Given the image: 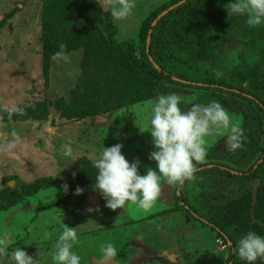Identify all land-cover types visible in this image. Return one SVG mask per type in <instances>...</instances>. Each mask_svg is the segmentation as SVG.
<instances>
[{
	"label": "rangeland",
	"instance_id": "rangeland-1",
	"mask_svg": "<svg viewBox=\"0 0 264 264\" xmlns=\"http://www.w3.org/2000/svg\"><path fill=\"white\" fill-rule=\"evenodd\" d=\"M171 1L135 0L132 14L117 21L111 15L110 0H0V122L14 123L0 124V190L7 186L5 199L21 188L36 190L14 211L0 214V247L9 253L0 255V264H14L11 253L18 247L35 259L34 264H53L55 245L66 225L76 227L78 239L73 251L80 256V264H96L103 259L102 248L107 244L117 249L113 264H226L228 249L204 226L208 222L221 228L234 245L248 231L264 236V125L256 124V119H250L254 128L251 139H246L244 147L235 153L223 146L226 134L206 138L207 156L197 165L195 178L179 187L163 182L151 209L128 204L111 210L94 186L86 187L85 177L78 174L83 167L85 171L92 167L103 146L117 143L123 145L122 154L129 162H141V175L146 174L147 167L155 168V162L149 159L154 151L152 138L146 131L153 101L123 107L93 121L79 120L64 108L57 113L48 107L58 98L65 100L72 89L75 93L85 91L111 74L113 66L108 59L99 72L91 67L96 72L91 74L88 69V63L100 56L96 38L107 41L110 26H114V40L128 43L129 50L139 54L143 26ZM231 2H211V21L196 24L198 38L194 43L201 44L198 48L186 47L182 41L161 43L158 59L174 79L186 78L190 84L201 85L209 78L221 88L211 92L164 84L166 95L180 97L182 110L217 101L233 122L244 128L239 108H234L241 101L231 93L242 92L264 106V26L251 28L246 17L228 15ZM93 3L110 14V20L97 18ZM48 30L56 35L50 32L49 40ZM45 44L54 52L48 54L47 71ZM61 44L65 55L55 58ZM103 51L108 56V51ZM199 53H203L201 60L196 59ZM106 89L93 93L87 101L92 110L97 111L99 103L108 98L114 104V93ZM36 103L41 105L37 107ZM46 114L45 121L35 125L27 122L30 115ZM65 145L72 148L70 158L64 156ZM217 165L238 172L237 176L228 178L217 170L207 171ZM55 180L74 181L72 191L63 190L67 199L49 187L56 184ZM40 182L49 184L42 187ZM77 187L85 195L81 201L75 198ZM178 189L198 219L187 217L185 211H173ZM74 217L75 223L70 224L69 218ZM257 264H264V260Z\"/></svg>",
	"mask_w": 264,
	"mask_h": 264
},
{
	"label": "clouds",
	"instance_id": "clouds-1",
	"mask_svg": "<svg viewBox=\"0 0 264 264\" xmlns=\"http://www.w3.org/2000/svg\"><path fill=\"white\" fill-rule=\"evenodd\" d=\"M134 8L135 0H110L111 15L117 21L130 16ZM227 12L246 17L251 28L264 26V0H232ZM64 48L61 44L54 57H64ZM180 104V97L174 93L159 95L152 103L146 131L152 138L154 151L149 159L155 162V168L147 167L146 174L139 173V160L129 162L125 158L122 144L103 146L92 166L97 170L94 189L106 201L105 207L116 210L132 204L151 209L160 196L163 182L179 187L195 178L197 165L203 164L207 156L206 138L226 134L227 150L235 153L244 147L247 139L244 129L239 122H233L220 102L211 101L207 106L193 104L188 110H182ZM64 156H72L69 145L64 146ZM82 192L79 187L75 190L76 195ZM77 239L76 227L66 225L55 245L53 264H80V256L73 251ZM233 252L246 264H257L264 260V236L248 231L238 239ZM8 254L0 247V255ZM102 255L105 261H111L117 256V249L107 244L102 248ZM11 257L14 264H34L35 260L21 247Z\"/></svg>",
	"mask_w": 264,
	"mask_h": 264
},
{
	"label": "trees",
	"instance_id": "trees-1",
	"mask_svg": "<svg viewBox=\"0 0 264 264\" xmlns=\"http://www.w3.org/2000/svg\"><path fill=\"white\" fill-rule=\"evenodd\" d=\"M212 1L213 0H172L168 6L157 10L156 13L153 15V17L148 22V24L146 26H143L142 29L143 37L141 39V43L138 48L139 54L134 53L132 49L129 50L128 43L116 42L114 40V34L116 32V28L114 26H110V32L107 33V37H108L107 41H104L102 39H98L97 41L96 40L97 38L95 39V41L98 42L97 46L101 47V49L98 50L100 56L95 61L88 63V69L91 71V74L96 73L92 70V68H94L95 70L98 69L99 72L103 67L106 66L105 63L106 60L108 59L107 63L110 62L109 66L111 67L113 66L112 69L111 68L109 69V72L113 74L112 77H110L111 74L110 75L107 74L106 77L102 76L100 82H96L95 85H93L92 87L91 86L87 87L85 91L82 92H80L79 90L75 93L76 90L74 88L71 90L70 93H68V97L66 98L68 102H66V99L64 100V98H58L53 103H49L48 107L49 108L53 107L57 111V113L58 112L60 113L61 109L64 108L67 111H70L71 115L72 112L78 115L79 118L77 119L79 120L81 119L84 120L87 118L91 120L98 116H105L111 113L112 111L118 110L123 107H128L146 101H155L159 95L165 94L164 93L165 90L163 89V87L165 88L164 84L166 83H170L172 85L179 87L200 90V91H211V92L220 91L221 88H216L213 85L215 84V82L209 78H207L205 82H200L201 85L198 84V82L195 83L192 82L195 85L190 84L189 82L186 81V78L182 79L181 77L178 79L184 80L186 81V83H182L174 80L175 77H173V75L164 68V66L161 64V60L158 59V55L161 49L159 45H161V43L167 42L168 44L171 45L178 43L179 41H182V44L184 46L191 48L195 47V45L199 43V42L194 43V39L198 38V34H197L198 26L196 24H200V25L201 23L207 24L209 21H211V18H213V11L211 8ZM93 5H94L93 14L97 18L101 19L104 16L107 17L108 20H110V14L103 13L101 9L97 7L96 3H93ZM172 6H176V7H174L164 16H162L157 21V23L153 22L162 12L168 10ZM152 22L155 24L154 26L153 25L151 26V24H153ZM50 32L53 33L52 35L56 36L52 30L50 31L48 30L47 32L48 40L50 39V35H51ZM149 33H150V41H149V45H147V38L149 36ZM89 40H94V39L89 38ZM199 46L196 45V48H198ZM102 49L108 51L107 52L108 56L105 57V52ZM50 53H54L52 47L49 44H45L44 46L45 55L43 57L45 60L44 70L46 71L50 67V62L48 57V54ZM199 54L198 56H196L197 60H201V58L203 57V53H199ZM161 59H163V57H161ZM153 64L159 67V70L155 69L153 67ZM97 83L99 85H97ZM113 87H115L114 88L115 90H112ZM104 88H107L106 90L109 89V92L112 91V93H114V98H113L114 104H111V100L110 98H108L107 102L110 103H107L106 100H103L102 102L99 103L98 110L94 111L92 110L93 109L92 106L89 105L87 101L91 100V98L94 95L93 93L102 91V89ZM86 92L89 94L86 95ZM112 93H111V97L113 95ZM241 93L242 92H232L231 95L238 98L241 101L235 103L236 107L234 108L235 109L239 108L238 111L244 123V128H243L244 134L247 140H249L252 137V133L254 129L251 128L253 127L252 126L253 123L250 122V119L251 120L256 119V124L264 125V106L263 103H259L257 100L249 98V96H244ZM133 96L134 98L130 99ZM118 104H120V106L116 108ZM36 105L37 107H39L41 104L36 103ZM249 105H252L254 110L252 109L249 110ZM254 113L256 118L254 116ZM47 114L46 116L30 115L29 119H27L28 120L27 122H32L35 125L38 122L47 120L48 117ZM260 119H262L261 122H259ZM5 122H10V121H5ZM258 128H260V126H258ZM223 146L225 148V142L223 143ZM230 163L232 162L230 161ZM83 168L79 172L78 177L79 176H80L79 178H81L82 176L85 177L86 187H88L89 185L94 186L97 170L93 166L89 168L88 171H85L86 169ZM213 170L215 171L217 170L218 172L224 174L228 178L236 177L237 176L236 173H238V172H233V170L231 172V170L220 165L213 167V169L211 168L207 169V171L209 172H212ZM248 171H252V167ZM241 174L242 173L240 172V175ZM79 178H77L76 181H78ZM54 182H56V184H53L52 186L49 187L54 188V190L60 191L63 194V196H61L62 199L63 198L67 199L69 196L68 194H65L63 190H65V185H66L67 190L65 191H72L74 189L73 186L74 181L72 183H67V182H61L55 180ZM77 183L78 182H76L75 185H77ZM40 184L42 185V187L45 186L43 185L45 184L44 182H40ZM48 184H46V186ZM6 189L7 186L4 187L3 185L2 189L0 190V214L9 212L12 209L14 211L15 208H17V206L20 203H22L28 197L34 195L36 192V190L33 189L30 190L31 188L29 190L28 189L25 190L21 188L14 194L9 195V198L5 199L4 194ZM177 194L178 195L176 196V201H175L176 207L173 209V211L174 212H178L179 210L185 211L187 217L192 218L193 220L198 219L199 216H197L195 212L191 209L189 204L183 198L182 193L179 189L177 190ZM2 195H3V199H1ZM75 198L76 200L81 201L82 199H85V195L83 193L82 196L78 195ZM82 214L83 211L81 212V214L78 213L76 217H80ZM69 220H70V224L75 223L76 221L75 217L73 219L69 218ZM204 226L205 227L207 226V228L215 235V237L221 239L226 245L229 252L228 254L229 256L227 258L226 264H241L239 261V257L233 252V248L235 247V245L229 241V239L225 236L224 232H222V229L216 227L213 223L210 222L204 224Z\"/></svg>",
	"mask_w": 264,
	"mask_h": 264
},
{
	"label": "water",
	"instance_id": "water-1",
	"mask_svg": "<svg viewBox=\"0 0 264 264\" xmlns=\"http://www.w3.org/2000/svg\"><path fill=\"white\" fill-rule=\"evenodd\" d=\"M174 7H176V6H172V7H170L168 10H166V11H164V12H162L158 17H157V20L158 19H160L162 16H164L165 14H167L169 11H171ZM156 20V21H157ZM155 21V22H156ZM154 22V23H155ZM149 41H150V33H149V36H148V38H147V45H149ZM151 61V60H150ZM153 67L155 68V69H157V70H159V67H157L156 65H154L153 64ZM174 80H176V81H179V80H177V79H174ZM179 82H182V81H179ZM183 83V82H182ZM257 183H259V181L257 180ZM256 185L254 186V188H253V197H255V195H256ZM114 263V261H113V259L111 260V261H105L104 260V258L103 259H98L97 261H96V264H113Z\"/></svg>",
	"mask_w": 264,
	"mask_h": 264
},
{
	"label": "crops",
	"instance_id": "crops-1",
	"mask_svg": "<svg viewBox=\"0 0 264 264\" xmlns=\"http://www.w3.org/2000/svg\"><path fill=\"white\" fill-rule=\"evenodd\" d=\"M96 118V117H95ZM92 121L94 120V119H91ZM0 124H14L12 121H10V122H0ZM22 124H25V123H22ZM27 124V123H26ZM28 124H31V123H28ZM86 160H87V158H86ZM89 187H93V185H89L88 186V188ZM16 209V208H15ZM72 224V223H71Z\"/></svg>",
	"mask_w": 264,
	"mask_h": 264
},
{
	"label": "flooded vegetation",
	"instance_id": "flooded-vegetation-1",
	"mask_svg": "<svg viewBox=\"0 0 264 264\" xmlns=\"http://www.w3.org/2000/svg\"><path fill=\"white\" fill-rule=\"evenodd\" d=\"M248 173H251V172H248ZM246 175V174H245Z\"/></svg>",
	"mask_w": 264,
	"mask_h": 264
}]
</instances>
